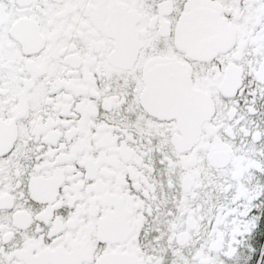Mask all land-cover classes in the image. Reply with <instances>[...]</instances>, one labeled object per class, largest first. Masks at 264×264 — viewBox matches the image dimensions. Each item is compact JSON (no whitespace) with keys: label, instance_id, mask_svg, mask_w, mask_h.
I'll use <instances>...</instances> for the list:
<instances>
[{"label":"snow or ice","instance_id":"snow-or-ice-1","mask_svg":"<svg viewBox=\"0 0 264 264\" xmlns=\"http://www.w3.org/2000/svg\"><path fill=\"white\" fill-rule=\"evenodd\" d=\"M0 264H264V0H0Z\"/></svg>","mask_w":264,"mask_h":264}]
</instances>
